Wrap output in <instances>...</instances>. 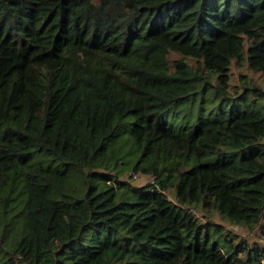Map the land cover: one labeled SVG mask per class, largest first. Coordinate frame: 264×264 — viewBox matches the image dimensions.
I'll return each instance as SVG.
<instances>
[{
    "label": "trees",
    "instance_id": "1",
    "mask_svg": "<svg viewBox=\"0 0 264 264\" xmlns=\"http://www.w3.org/2000/svg\"><path fill=\"white\" fill-rule=\"evenodd\" d=\"M234 63L264 74V0H0V264H264V90ZM209 89L245 105L167 121Z\"/></svg>",
    "mask_w": 264,
    "mask_h": 264
},
{
    "label": "rangeland",
    "instance_id": "2",
    "mask_svg": "<svg viewBox=\"0 0 264 264\" xmlns=\"http://www.w3.org/2000/svg\"><path fill=\"white\" fill-rule=\"evenodd\" d=\"M243 74L247 76L248 80H253L258 86L264 90V74L259 72L251 71L247 66L238 67L235 63L231 67V83L232 85L240 84V75ZM245 105V102L238 101L236 103L227 104L226 102H221V98L217 97L212 89L204 92L201 96L196 98H190L189 100L180 103L168 116L167 121L171 123L176 129H182L187 124H195L199 119L207 118L210 114H214L223 106L230 111H239ZM130 120V119H129ZM131 125H126L122 127L118 136L115 140L120 143L121 152L124 154H129L132 157L135 156V146L132 142L127 141L130 137ZM150 179L143 175H136L132 178L133 186L139 189L141 186L149 182ZM114 183V182H113ZM216 221L220 222V219L216 217ZM223 226L227 230H231L234 233L247 237L250 242H254L257 237V233H245L237 226H231L223 223Z\"/></svg>",
    "mask_w": 264,
    "mask_h": 264
}]
</instances>
